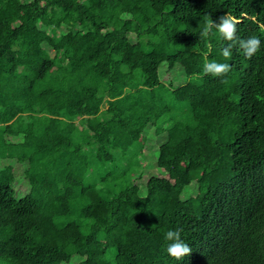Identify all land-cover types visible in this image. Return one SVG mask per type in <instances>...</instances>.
<instances>
[{
	"label": "trees",
	"instance_id": "1",
	"mask_svg": "<svg viewBox=\"0 0 264 264\" xmlns=\"http://www.w3.org/2000/svg\"><path fill=\"white\" fill-rule=\"evenodd\" d=\"M0 264H264V0H0Z\"/></svg>",
	"mask_w": 264,
	"mask_h": 264
},
{
	"label": "clouds",
	"instance_id": "2",
	"mask_svg": "<svg viewBox=\"0 0 264 264\" xmlns=\"http://www.w3.org/2000/svg\"><path fill=\"white\" fill-rule=\"evenodd\" d=\"M238 23H240V21L229 14L220 16L218 20L208 19L202 35L207 36L211 29L215 27L226 40L232 41L233 43H238L239 47L243 49L245 56L251 58L257 51H259L261 42L256 36H251L247 39H239L236 36V25ZM232 46L233 45L230 44L228 47L222 50V55L226 59L230 58L232 55ZM230 70V64L218 63L216 61L208 62L204 66L205 73H210L214 76L225 75ZM180 233L181 230H169L165 234V239L171 241V243L168 244L166 251L169 256L178 261L192 253V248L181 239Z\"/></svg>",
	"mask_w": 264,
	"mask_h": 264
},
{
	"label": "rangeland",
	"instance_id": "3",
	"mask_svg": "<svg viewBox=\"0 0 264 264\" xmlns=\"http://www.w3.org/2000/svg\"><path fill=\"white\" fill-rule=\"evenodd\" d=\"M48 49V47H46ZM48 51L50 52L51 55H55L54 52H52L51 50L48 49ZM165 63H161L160 68H159V76L161 77V72L163 71V68L165 67ZM185 75L183 74L181 68L179 65H176L170 72H164L162 74V80L166 81L168 79H173L176 81V84H182L186 79H185ZM180 82V83H179ZM151 130V128L148 126L145 131H147V134L150 136L148 139H141L140 142L143 143L144 145V149L143 151L145 152H149V151H153V156L155 157V155L157 154V144L160 143L161 139L160 138H154L151 136V132L149 131ZM151 161V160H150ZM154 163L153 161L146 163V165L148 166V168L151 171V164ZM20 175V174H19ZM19 175H15V181L13 183V189L15 191V196L20 198L23 195H25L27 193V191L29 190V185L27 183L26 180L23 179L22 176ZM194 189L192 188V186H188L185 190V192H191Z\"/></svg>",
	"mask_w": 264,
	"mask_h": 264
}]
</instances>
